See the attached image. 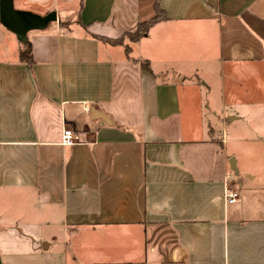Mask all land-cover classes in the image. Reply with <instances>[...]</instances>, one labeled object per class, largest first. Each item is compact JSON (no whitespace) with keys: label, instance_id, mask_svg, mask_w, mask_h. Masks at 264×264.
Here are the masks:
<instances>
[{"label":"crops","instance_id":"obj_1","mask_svg":"<svg viewBox=\"0 0 264 264\" xmlns=\"http://www.w3.org/2000/svg\"><path fill=\"white\" fill-rule=\"evenodd\" d=\"M13 7L56 20L30 67L0 24V264H264V0Z\"/></svg>","mask_w":264,"mask_h":264},{"label":"water","instance_id":"obj_2","mask_svg":"<svg viewBox=\"0 0 264 264\" xmlns=\"http://www.w3.org/2000/svg\"><path fill=\"white\" fill-rule=\"evenodd\" d=\"M55 13L41 17L30 12L18 11L13 7V0H0V24L6 30L15 35L19 43L27 42V33L35 30H44L46 26L55 21ZM91 114L107 122V118L91 109ZM230 167L233 168V160L229 162Z\"/></svg>","mask_w":264,"mask_h":264},{"label":"trees","instance_id":"obj_3","mask_svg":"<svg viewBox=\"0 0 264 264\" xmlns=\"http://www.w3.org/2000/svg\"><path fill=\"white\" fill-rule=\"evenodd\" d=\"M155 17L151 20L141 23L137 26L136 30L132 33H125L123 36L117 40H107L102 39L106 44H109L111 46H123V41L128 40L129 43H137L141 39L145 38L149 32V30L157 24L159 21L163 20L165 17L163 15V12L156 6L155 9ZM64 23H61V26H64ZM125 53L129 54V47H124ZM18 58L19 61L23 64H26L27 66H32L33 60H32V52L29 42L26 43H20L19 45V51H18ZM134 63L138 64L141 69L146 70L150 72V68L147 61H134Z\"/></svg>","mask_w":264,"mask_h":264},{"label":"rangeland","instance_id":"obj_4","mask_svg":"<svg viewBox=\"0 0 264 264\" xmlns=\"http://www.w3.org/2000/svg\"><path fill=\"white\" fill-rule=\"evenodd\" d=\"M65 25H68V23H64ZM128 40H124L123 41V46L124 47H126V46H128ZM205 66H209V67H214L215 65H213V64H210V65H205ZM198 67H200V65H198ZM190 67H188V69H189ZM191 69V68H190ZM170 77V76H169ZM162 75H160V79L162 80ZM176 78L178 79V80H180V82H183V78L182 77H177L176 76ZM168 80V79H167ZM192 81H193V83L196 85V86H198V83L200 82V79H198V78H195V79H192ZM204 97V95H200V99L201 98H203ZM228 115H231V114H228V112L226 111V112H223V113H221V114H219L218 115V118H219V123H220V125H218V124H213V122H212V126H214V128H212V126H211V131L214 133V130L216 131L217 129H218V131L220 132V133H223V129H228V128H234L235 127V125L236 124H233V122L236 120V119H233L231 122H229L228 121ZM218 127V128H217ZM238 134H242V135H244V133H238Z\"/></svg>","mask_w":264,"mask_h":264},{"label":"built area","instance_id":"obj_5","mask_svg":"<svg viewBox=\"0 0 264 264\" xmlns=\"http://www.w3.org/2000/svg\"><path fill=\"white\" fill-rule=\"evenodd\" d=\"M76 142L75 135L69 128L63 129L61 144L63 146H72ZM240 199L239 192L235 190H226L225 200L227 204H234Z\"/></svg>","mask_w":264,"mask_h":264}]
</instances>
